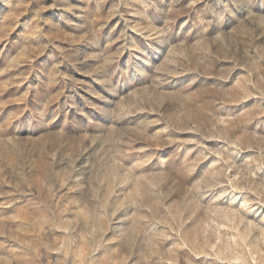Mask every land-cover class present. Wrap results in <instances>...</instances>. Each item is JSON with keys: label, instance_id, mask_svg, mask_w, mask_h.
Segmentation results:
<instances>
[{"label": "rangeland", "instance_id": "374dc122", "mask_svg": "<svg viewBox=\"0 0 264 264\" xmlns=\"http://www.w3.org/2000/svg\"><path fill=\"white\" fill-rule=\"evenodd\" d=\"M0 264H264V0H0Z\"/></svg>", "mask_w": 264, "mask_h": 264}]
</instances>
